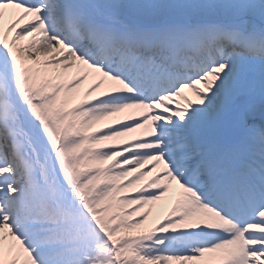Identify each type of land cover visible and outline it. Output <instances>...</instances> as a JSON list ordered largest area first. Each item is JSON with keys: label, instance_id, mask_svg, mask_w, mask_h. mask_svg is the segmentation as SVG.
<instances>
[{"label": "snow or ice", "instance_id": "obj_1", "mask_svg": "<svg viewBox=\"0 0 264 264\" xmlns=\"http://www.w3.org/2000/svg\"><path fill=\"white\" fill-rule=\"evenodd\" d=\"M0 264H264V0H0Z\"/></svg>", "mask_w": 264, "mask_h": 264}]
</instances>
